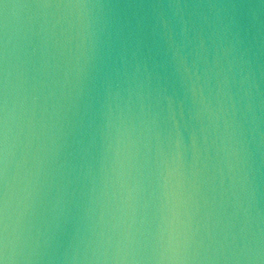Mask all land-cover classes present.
<instances>
[{
    "label": "water",
    "instance_id": "obj_1",
    "mask_svg": "<svg viewBox=\"0 0 264 264\" xmlns=\"http://www.w3.org/2000/svg\"><path fill=\"white\" fill-rule=\"evenodd\" d=\"M0 264H264V0H0Z\"/></svg>",
    "mask_w": 264,
    "mask_h": 264
}]
</instances>
